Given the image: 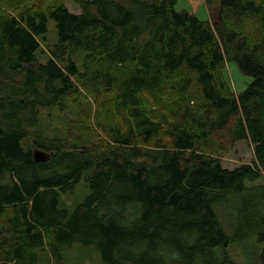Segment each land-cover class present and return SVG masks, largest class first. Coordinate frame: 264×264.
I'll return each mask as SVG.
<instances>
[{
  "label": "trees",
  "instance_id": "1",
  "mask_svg": "<svg viewBox=\"0 0 264 264\" xmlns=\"http://www.w3.org/2000/svg\"><path fill=\"white\" fill-rule=\"evenodd\" d=\"M26 1L0 0V264H67L76 242L103 264H238L231 241L264 242V0L207 19L176 0ZM230 61L252 77L239 93ZM41 108L77 117L48 135ZM240 140L253 162L224 167Z\"/></svg>",
  "mask_w": 264,
  "mask_h": 264
},
{
  "label": "rangeland",
  "instance_id": "2",
  "mask_svg": "<svg viewBox=\"0 0 264 264\" xmlns=\"http://www.w3.org/2000/svg\"><path fill=\"white\" fill-rule=\"evenodd\" d=\"M55 2H61L68 7L70 11L80 12V7L75 0H27L26 3H37L42 4L43 7L51 5ZM9 5V4H7ZM11 4L10 7L11 8ZM22 6V4H21ZM220 6V0H176L175 8L177 10H187L189 12L195 13L201 19H207L210 14L217 11ZM7 7V10L9 9ZM6 9V8H5ZM57 29L55 22L49 20L48 32L46 35V41L42 43L41 49L44 52H38V58L40 61L44 62L48 57V52L46 50L47 45L52 44L56 41ZM83 53H79L74 56L77 65L80 67L82 64ZM227 77L230 80L232 87L236 93L241 92L246 85L252 80L251 76L243 74L237 64L234 61H230L226 66ZM91 101V112L95 111L97 108V103L89 97ZM101 110V108L99 109ZM41 108L39 113L40 122L42 124L43 131L46 134L51 135L52 132H60L61 127H66V120L70 121L71 118L77 117L76 113L73 111L65 112L64 114L57 113L54 109ZM109 118V116H108ZM110 119V118H109ZM99 121L103 122L105 126L109 125V121L106 114L103 113L99 117ZM50 124V125H49ZM96 122H93V126ZM50 126V127H49ZM254 152L252 145L246 140L237 141L231 149H227L222 152L221 161L222 165L227 168H234L235 166L242 163H252L254 160ZM87 193V188H85L84 183H79L73 193L65 194L62 197L63 203L70 205L72 203H77L80 201ZM221 218V217H220ZM221 220L225 222V225L231 226L229 217L226 216L225 219ZM229 230V229H228ZM230 235L232 234L229 231ZM264 248V242H258L256 237L251 235L247 236L244 241H231L228 245V250L233 258L238 264H264L257 260V254ZM67 264H103L99 252L91 245H84L82 243L76 242L67 252L66 258Z\"/></svg>",
  "mask_w": 264,
  "mask_h": 264
},
{
  "label": "water",
  "instance_id": "3",
  "mask_svg": "<svg viewBox=\"0 0 264 264\" xmlns=\"http://www.w3.org/2000/svg\"><path fill=\"white\" fill-rule=\"evenodd\" d=\"M49 156L50 154L43 150L36 149L33 151V158L38 162L46 160Z\"/></svg>",
  "mask_w": 264,
  "mask_h": 264
}]
</instances>
